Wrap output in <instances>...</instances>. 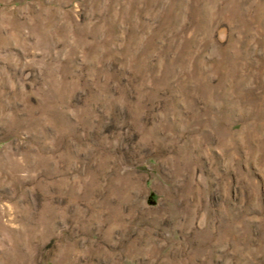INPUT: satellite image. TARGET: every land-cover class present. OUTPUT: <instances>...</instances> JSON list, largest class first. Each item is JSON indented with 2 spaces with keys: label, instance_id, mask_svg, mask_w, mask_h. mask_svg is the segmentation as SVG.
<instances>
[{
  "label": "rangeland",
  "instance_id": "374dc122",
  "mask_svg": "<svg viewBox=\"0 0 264 264\" xmlns=\"http://www.w3.org/2000/svg\"><path fill=\"white\" fill-rule=\"evenodd\" d=\"M0 264H264V0H0Z\"/></svg>",
  "mask_w": 264,
  "mask_h": 264
}]
</instances>
